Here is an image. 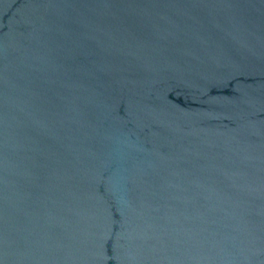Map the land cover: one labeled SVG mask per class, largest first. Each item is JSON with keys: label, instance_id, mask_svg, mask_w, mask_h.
<instances>
[{"label": "water", "instance_id": "water-1", "mask_svg": "<svg viewBox=\"0 0 264 264\" xmlns=\"http://www.w3.org/2000/svg\"><path fill=\"white\" fill-rule=\"evenodd\" d=\"M0 264H264V0H0Z\"/></svg>", "mask_w": 264, "mask_h": 264}]
</instances>
